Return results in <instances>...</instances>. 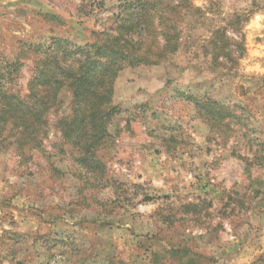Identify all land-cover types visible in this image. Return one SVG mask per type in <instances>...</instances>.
<instances>
[{
	"label": "clouds",
	"instance_id": "1",
	"mask_svg": "<svg viewBox=\"0 0 264 264\" xmlns=\"http://www.w3.org/2000/svg\"><path fill=\"white\" fill-rule=\"evenodd\" d=\"M14 8L0 54L50 72L35 95L0 82V264H191L181 240L216 264L264 251V0H4ZM177 40L206 54L175 67ZM137 64L151 68L142 91L113 93L106 69Z\"/></svg>",
	"mask_w": 264,
	"mask_h": 264
},
{
	"label": "rangeland",
	"instance_id": "2",
	"mask_svg": "<svg viewBox=\"0 0 264 264\" xmlns=\"http://www.w3.org/2000/svg\"><path fill=\"white\" fill-rule=\"evenodd\" d=\"M4 0H0V32L3 30L12 27V25L15 23V18H19L25 15V11L22 8H14L12 12H7L2 10ZM9 6L15 5L17 3V0H8ZM9 17H13L11 21L8 20ZM98 22V21H97ZM189 45H192L189 47ZM195 47L194 43H187L185 45V50L176 53L173 55V64L175 67H180L181 64L185 61L189 53H192L193 58H198L201 53L193 52L192 49ZM250 61L251 59L258 58V52L255 48V46L252 47L251 51L248 53ZM22 58V55H21ZM19 58V61L20 59ZM13 62V58L9 59L8 57H4L2 54H0V66L4 65L5 63H11ZM22 64V63H21ZM256 65L253 63H249V66L245 68V74H247L250 71H254ZM32 69L26 68L24 64H22L20 72L18 74V81L25 80L26 86L32 81V77L30 75ZM151 71V68L149 65H144L143 67L141 65L136 67H128L122 69L116 79L113 82L112 85V91L113 93H119L122 96H125V99L133 98L130 94L132 92V89L135 88L136 94H139L142 89L136 88L137 81L140 80V72L148 73ZM239 75V73H237ZM236 87L243 88L244 85L241 83H237ZM129 130L131 131V125H129ZM208 189V182L204 184V187L202 191H207ZM196 199H199V196H196ZM211 207V204L208 205ZM188 214H194V210L186 207L185 208V215ZM12 223H15V219L13 218ZM185 223L183 218L180 220L173 219L171 221L170 227H176L177 231H179V226H182ZM217 228H220L221 225H217ZM187 235L192 236L191 232H188L187 228H184V232L181 233V235ZM195 239V237H193ZM181 244L183 245L179 249H174V251H178L182 253L183 255H189L192 256L191 264H216V259L214 256L210 254L207 250L200 251V246L198 244L193 245L191 243H186L184 240H181ZM222 255L230 256V252H224ZM239 264H264V251H261L259 248L255 250V254L252 256L251 259L248 257H241Z\"/></svg>",
	"mask_w": 264,
	"mask_h": 264
},
{
	"label": "trees",
	"instance_id": "3",
	"mask_svg": "<svg viewBox=\"0 0 264 264\" xmlns=\"http://www.w3.org/2000/svg\"><path fill=\"white\" fill-rule=\"evenodd\" d=\"M120 7L125 8V10L127 11L128 9H130L132 7V4L129 3L127 5H121ZM214 36H216L217 38H219L220 36H222V33L217 30L216 33H214ZM168 42L166 41V44ZM210 43H212V41H210ZM183 44V46H182ZM187 43H184L182 41L177 40L176 42L173 43L172 48H171V56L175 55L176 53L182 51L183 49L185 50V45ZM192 45H189V47ZM220 50L223 51V49L228 47L227 43H223L220 46ZM42 50V46L37 48V52ZM201 53L202 54H206V48H204V46H201ZM23 55V54H21ZM21 62L19 61V58L17 57H13V62L11 63H5L4 65L0 66V82H4L7 84H14L18 81V74L20 72L21 69ZM139 66V64L137 65H129L128 67H136ZM124 69V67H120V68H115V66L112 67H108L106 69V75L110 76L112 78V85L114 80L116 79L118 73ZM37 75L32 77V81L28 84V89L32 92L33 95H35L36 89L43 87L44 81L47 79L50 69L48 64L45 62L43 65H37L36 69H35ZM111 85V88H112ZM3 99L5 101H8L9 106L14 109L15 111L19 112L21 115H23V101L19 99L18 96H11V98L8 97L7 94H5L3 96Z\"/></svg>",
	"mask_w": 264,
	"mask_h": 264
}]
</instances>
